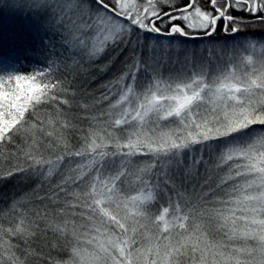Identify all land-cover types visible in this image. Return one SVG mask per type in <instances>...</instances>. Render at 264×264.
I'll return each mask as SVG.
<instances>
[{
    "label": "snow or ice",
    "instance_id": "1",
    "mask_svg": "<svg viewBox=\"0 0 264 264\" xmlns=\"http://www.w3.org/2000/svg\"><path fill=\"white\" fill-rule=\"evenodd\" d=\"M15 2L47 35L0 72V264H264V0Z\"/></svg>",
    "mask_w": 264,
    "mask_h": 264
},
{
    "label": "trees",
    "instance_id": "2",
    "mask_svg": "<svg viewBox=\"0 0 264 264\" xmlns=\"http://www.w3.org/2000/svg\"><path fill=\"white\" fill-rule=\"evenodd\" d=\"M41 20L19 6L14 0H0V58L16 60L18 65L13 71H3V73L29 72L37 67V62L43 58L39 52L42 48V41L46 39V33L41 31ZM24 63V64H23ZM98 84H93L90 91L95 90ZM14 151L9 146L0 150V175L17 161L15 157H9L8 153ZM28 186V182L17 176L9 181H0V208H4L9 199L18 192L23 191ZM0 222H4L0 220ZM32 247L37 251L43 247L44 252H51L57 259H64L67 252L49 249L42 240H34ZM30 264H43L42 261H31Z\"/></svg>",
    "mask_w": 264,
    "mask_h": 264
},
{
    "label": "rangeland",
    "instance_id": "3",
    "mask_svg": "<svg viewBox=\"0 0 264 264\" xmlns=\"http://www.w3.org/2000/svg\"><path fill=\"white\" fill-rule=\"evenodd\" d=\"M247 38L249 40L264 41V31H260L259 29L253 30L252 33H250ZM15 61L16 60L7 59L4 57L0 58V72L13 71L14 69H16V67L19 65H18V62H15ZM229 62H233V61H229ZM209 232L211 233V235L209 236L210 240L223 238L222 235L220 233H217L215 228H213L211 226L209 228ZM233 243H235L237 245H241V244H243V241H234ZM67 259H68V255L66 254V256L64 257V260H67Z\"/></svg>",
    "mask_w": 264,
    "mask_h": 264
},
{
    "label": "flooded vegetation",
    "instance_id": "4",
    "mask_svg": "<svg viewBox=\"0 0 264 264\" xmlns=\"http://www.w3.org/2000/svg\"><path fill=\"white\" fill-rule=\"evenodd\" d=\"M252 31H253V30H250V33H252ZM250 33H249V34H250Z\"/></svg>",
    "mask_w": 264,
    "mask_h": 264
}]
</instances>
